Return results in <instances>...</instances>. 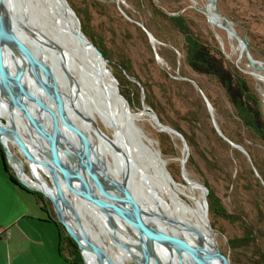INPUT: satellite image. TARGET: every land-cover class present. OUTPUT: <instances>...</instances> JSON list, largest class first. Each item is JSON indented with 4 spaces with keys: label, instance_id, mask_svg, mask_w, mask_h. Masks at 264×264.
I'll list each match as a JSON object with an SVG mask.
<instances>
[{
    "label": "rangeland",
    "instance_id": "obj_1",
    "mask_svg": "<svg viewBox=\"0 0 264 264\" xmlns=\"http://www.w3.org/2000/svg\"><path fill=\"white\" fill-rule=\"evenodd\" d=\"M208 1L184 0V4L188 5L185 12L181 11L185 22L203 42L217 46L225 58L240 71L245 74L247 71L253 73L255 69L249 66L245 54L239 53L236 39L229 38L221 26L212 25L208 21L205 13ZM67 2L76 13L80 27L83 24L85 33L105 47L111 60L108 66L111 72L113 70L119 73L124 84H132L125 89L130 97V103L127 102L133 107L132 113H142L140 118H136V123L151 141V149L156 153L160 148L164 149L160 157L165 160L167 170H171L170 176L161 170L171 179V187L176 194L193 207H203L200 189L187 184L180 173L181 160L185 156L181 139L174 134L161 132L157 125L153 124L154 119L136 107V97L140 95L141 101L142 92L139 88L141 84L132 81L136 80L135 77L141 79L150 91L151 106L144 103L145 106L155 113L157 110L163 118V124L176 126L190 139L192 145L188 146L189 154L184 164L187 177L207 185L213 191L223 212L229 214V218L220 215L209 218L215 233L212 238L216 239L221 252L232 259L233 264H264V144L251 130L242 125L223 87L211 76L196 74L185 63L184 55L180 53L181 35L177 36V32H171L168 26L157 24L156 20L153 21L146 15H134V0ZM213 4V11L230 20L236 32L248 43L251 56L264 64V0H215ZM138 23L154 37V42L149 41ZM119 62H125L129 66L131 75L126 78L127 81L126 76H122L123 71L117 66ZM256 71L264 74L263 71ZM247 76L253 82L260 98L264 115V82L257 79L254 73ZM170 79H184L190 82V87L183 86L180 92L188 98L187 100L178 95ZM199 90L204 95L207 93L214 102V105L211 104L213 119L219 130L229 141L241 143L248 156L216 133L204 101L202 104H194L195 94L200 95ZM142 91L144 95V89ZM205 111L208 113L207 117ZM11 112L16 114L15 108H12ZM97 124L114 140L112 127L106 125L100 116L97 117ZM8 147L22 161L23 171L26 173L23 176L30 184L33 179L37 181V175L31 169L33 164L31 163L29 171L28 164L17 148L10 142ZM125 154L123 151L124 160L130 170L132 167ZM111 156L115 160L113 155L108 156L109 160ZM189 157L191 161H188ZM157 164L160 167L159 160ZM145 165L152 171L147 161ZM33 167L41 177L42 186L51 190L49 179L53 180V176L49 172L45 174L40 171L35 165ZM10 170L14 175L13 170ZM165 191L164 189L165 198L162 203L167 205ZM47 203L55 219L53 206L49 200ZM67 215L72 219L71 212ZM56 223L60 224L57 221ZM61 227L60 224L58 228L61 230ZM62 230V234H66L63 227ZM62 246L63 255L70 257L69 252H72V249L67 245V240L63 241ZM108 248L110 256L118 253L115 247L109 245ZM127 263L138 262L129 259Z\"/></svg>",
    "mask_w": 264,
    "mask_h": 264
},
{
    "label": "water",
    "instance_id": "obj_2",
    "mask_svg": "<svg viewBox=\"0 0 264 264\" xmlns=\"http://www.w3.org/2000/svg\"><path fill=\"white\" fill-rule=\"evenodd\" d=\"M214 1L209 0L206 6L205 13L208 21L212 25H220L226 33L236 39L240 54H245L251 68L264 72V64L251 56L247 42L236 32L230 20L218 12L211 14L210 8L215 9ZM58 2L62 11L61 16L54 13L57 16L58 32L65 41L78 47L81 51L85 64L84 69H86L84 74L89 84L93 86L91 89H93L96 98L112 117L119 112L125 117H130L131 109L127 100L119 91L117 79L110 71L107 59L96 45L84 35L79 19L67 0H58ZM138 25L146 33L149 41L154 42V37L140 23ZM25 34L30 38H27ZM44 47L59 54L60 72L67 82V90H65L63 82L52 66L45 62V56L41 55ZM10 50L18 52L24 58L29 66L30 75L35 85L46 95L53 108L47 107L33 92L29 91L23 85L20 76L6 70V53H10ZM65 55L62 45L42 39L36 31L18 19L13 0H0V146L3 152V167L8 165L13 170L19 185L24 186L29 191L41 194L51 202L56 221L61 224L66 234L76 243L84 264H86L83 255L84 249L94 254L96 264H104L105 261L113 264V262L99 243L96 240L94 241L90 230L86 229L80 221H77V225L69 222L70 220L62 208L64 189L74 197L86 200L96 215L104 218L109 228L115 229L113 231L115 234L118 223H123L128 227L131 226L136 230L141 237L139 238L140 244L137 247L140 248L142 253V258L137 264H162L159 253L154 248H159L164 253L176 251L178 254H182L181 251H184L189 258L188 264H209L208 261H205L208 256L216 260V264H231L229 257L219 249L216 239H213V243L210 244L208 235L199 228L191 225L183 227L195 236L194 241L185 238L183 235L166 232L161 223L171 225L173 222L170 218L148 211L140 205L138 197L129 185L130 172L127 161L122 162L120 167V179H116L111 175L106 160L102 159L104 158L103 153L92 143L82 127L72 119L70 113L73 111L84 124L92 125L97 130L100 138L115 152L119 151V147L92 118L80 111L78 96L82 92L81 86L78 80L70 74L68 68L65 67ZM11 78L15 87L9 82ZM132 81L139 85L137 81L133 79ZM142 90L141 88L142 112L155 120L161 132L177 134L182 141L185 156L181 160L180 173L183 177L184 164L189 154L186 139L177 129L163 124L157 114L145 106ZM199 93L209 111L216 133L248 156L247 151L241 145L229 141L222 134L213 119L211 103L200 90ZM26 96L30 97V102L32 101L35 105L48 110L52 119L51 126L46 124L44 120H40L28 108L29 104L26 102ZM5 101L8 108L14 107L17 110L20 123L25 130L23 133L19 131L20 124L15 123L14 117L10 123L3 118L2 113L6 111ZM9 142L23 155L29 166V171H31L30 165L32 163L40 171L45 174L49 172L54 177L53 180L49 179L52 192L28 184L22 178L24 173L22 161L7 146ZM64 154L71 156L69 158L70 163L64 161ZM157 154L156 160H159L160 168L170 176L165 160L160 157L159 150ZM14 164H17L18 169ZM58 179L62 181L60 183L64 185V189L61 188ZM183 179L185 180V178ZM53 181L56 182V186L53 185ZM193 182L205 192L202 200L205 223L215 235L208 216V189L198 181ZM116 242L120 244L117 239ZM180 260L178 262L181 264ZM168 261V264H172L171 260Z\"/></svg>",
    "mask_w": 264,
    "mask_h": 264
},
{
    "label": "bare ground",
    "instance_id": "obj_3",
    "mask_svg": "<svg viewBox=\"0 0 264 264\" xmlns=\"http://www.w3.org/2000/svg\"><path fill=\"white\" fill-rule=\"evenodd\" d=\"M13 2L15 4L18 19L22 23H25L32 30L36 31L42 39L48 42H57L63 46L64 52L66 54V61H64L65 67L68 68L70 74L74 76L76 80H78V83L81 86L82 92L78 96V106L80 107V111L86 116L92 118L96 123L97 117L100 116L106 125L112 127L115 134L114 141L119 147L118 152L113 151L107 145V143L100 138L97 130L92 125L84 124L73 113V111L70 113L72 119L75 120V122L80 127H82V129L91 139L92 143L103 153L104 158L102 159L106 160L111 175L116 179H120V167L122 162L125 161L123 156L124 151L126 153V158L132 167L129 170V185L131 190L138 197L140 205L148 211L156 212L170 218L173 222L171 225L167 223H161L164 230L169 233L183 235L185 238L194 241L195 236L183 228L186 225H191L199 228L201 231L207 234L209 237L208 242L210 244L213 243V232L205 223L203 207H193L180 198L171 187V179L164 172H162L161 168L157 164L158 159L156 160V158L158 152L156 153L151 149V141L146 138L136 123V118H140L142 113H131L130 117H125L119 112L114 114L112 117L109 113H107L103 104L96 98L93 89H91L93 86L89 84V81L84 74L86 69H84L85 64L83 62L81 51L78 47L73 46L71 43L65 41L58 32L57 16L54 15V13L60 16L62 15L58 0H13ZM210 11L213 15V7L210 8ZM227 36L229 38L233 37L228 33ZM27 38L30 37L27 36ZM27 41L29 42V40ZM6 55V70L15 73L17 76H20L22 78L23 85L29 91L33 92L35 96H37L42 102L46 104L47 107L53 108L46 95L35 85L30 75L29 66L27 65L24 58L18 52L13 50H10V53L7 52ZM41 55L45 56V62L52 66L60 80L63 82L65 90H67V82L60 72L59 54L57 52H52V50L48 49L47 47H44L43 54ZM246 73H254V76L257 79H260L264 82L263 73H260L256 70H254L253 73L252 71H247ZM9 82L13 87H15L12 78L9 80ZM26 102L29 104L28 108L32 110V112L36 114L40 120H44V122H46V124L49 126L52 125V119L46 108L35 105L32 101L31 103L29 96H26ZM5 108L6 111L2 113L3 118L7 119V121L10 123L14 117L15 123L17 125L20 124L19 131L23 133L25 130L20 123L17 110L15 109L16 114L13 115L11 109L14 107L8 108L6 101ZM153 124L157 125L155 120H153ZM174 135L178 136L177 134ZM33 152L35 151L33 150ZM109 155H113L115 160L112 156L109 160ZM38 156L40 157V155ZM63 156L65 162H71L69 159L71 156H67L65 154ZM145 161L149 163L152 171L146 167ZM14 165L18 169L17 164ZM31 169L37 175L38 179L37 181L33 179L31 181V185L50 190L49 188L42 186L41 177L39 176V173L36 172V169L33 167V165L31 166ZM23 175H26L25 172L22 174V178L28 184H30V182ZM182 178H185V180H183L187 184L191 186H197L201 192L200 197H203L204 199V190L196 185L193 182L194 180H190L187 177L185 169ZM58 182L61 188L64 189V185L60 183L62 181L58 179ZM54 186H56L55 181ZM164 189L166 190L165 192L168 198L167 205L162 203V199L165 198ZM50 191L52 192V190ZM64 193V197L62 198V208L66 215L71 212L72 219L67 215L70 220L69 222L73 225H77V221H80L86 229L90 230L94 241L96 240L100 247L109 255L113 264H128L127 261L129 259H135L137 262H140L142 253L137 245L140 244L139 238L141 237L136 232V230L131 228V226L128 227L125 224L124 226L122 223H118V225H116L117 232L115 234V232H113L115 229L113 230L109 228L105 223L104 218H102L100 215H96L95 211L86 200L74 197L68 193L66 189H64ZM116 239L120 241V244H117ZM109 245L116 248L118 253L115 256H110L108 248ZM154 250L159 253L161 261L163 262L162 264H168V260H171L172 264H180L178 262L180 259L182 262L181 264H188L189 262V258L184 251H181L182 254H178L176 251H168L164 253L160 251L159 248H154ZM83 255L86 260V264H96L94 254L91 251L84 249ZM205 259V261H208L209 264H216V260H213V258L210 256ZM104 264L110 263L105 261Z\"/></svg>",
    "mask_w": 264,
    "mask_h": 264
},
{
    "label": "trees",
    "instance_id": "obj_4",
    "mask_svg": "<svg viewBox=\"0 0 264 264\" xmlns=\"http://www.w3.org/2000/svg\"><path fill=\"white\" fill-rule=\"evenodd\" d=\"M133 5L135 6L134 15H137L138 17H142L146 15L153 21L156 20L155 23L157 24L162 23L164 24V26L166 27L168 26L171 29V32L172 31L177 32V36L181 35L182 39L179 40L180 43L182 44L180 47V53L184 55L185 63L196 74L211 76L223 87L228 97V100L235 107L236 113L239 116L242 125L245 126L247 129L251 130L264 144V115L261 110V101L256 90L253 87V82L249 80L247 76L248 73L247 74L243 73L237 68V66H235L232 62L226 59L217 46L203 42V40L199 37V35L195 33L187 25V23L185 22L184 15L181 12V11L185 12L187 9L186 7L188 6L184 4V0H134ZM128 15L129 17L132 18L130 12H128ZM81 28L85 36H87L88 39L96 45V47L101 51L103 56L107 59L109 66L111 60L108 57L105 47L95 42L87 33H85L83 24L81 25ZM137 29H139V31H141L142 33V30L139 27H137ZM117 66H119V68L123 71L124 74L122 76L123 77L126 76L125 80L126 78L128 79V76L131 75V72L128 68L129 67L128 64L125 62L123 63L119 62V65L117 64ZM112 74L116 77V79L119 82L118 87L120 93L130 103V97L128 96L127 91L125 89L132 84H130L129 82L127 84H124L123 81H121L120 74L113 70H112ZM135 79H136L135 81H137L138 83L140 82L139 84H141L139 88L143 87L144 89V103L150 104L151 106V97H150L149 89L147 88L145 83L141 81V79H139L138 77H135ZM170 81L174 85V88L178 93V95L183 99L187 100L188 98H186L180 92L183 86L190 87L191 85L190 82L184 79L182 80L170 79ZM203 92L205 93V91ZM205 96L207 97L209 102L212 105H214V102L211 100V98L207 93H205ZM202 101L203 100L201 96L199 94L198 96L195 94V99L193 100L194 104H202ZM136 103H137L136 107L140 109L141 108L140 95L136 97ZM129 107L131 110H133L131 104ZM156 114L158 115L160 121L163 122V118L161 117V114L157 112V110H156ZM205 116L207 117L208 113H206ZM172 127L180 131L176 126H172ZM181 133L185 137L188 146H191L192 143L190 139L187 138V136L183 132ZM239 145L243 147L241 143ZM160 152H162L161 154H163L164 149L160 148ZM0 155L2 156L3 159V152L1 146H0ZM189 160L190 157L188 161ZM4 169L6 171L9 180L13 183L18 184L17 180L15 179V176L13 175V173H11V170L8 167V165H5ZM205 186L208 189L207 202H208L209 218H211V216L213 215H220L223 216L224 218H229V214L223 212L221 205L214 197L213 191L207 185ZM20 187L25 189V187L21 185ZM35 193L40 195L37 192ZM50 214L52 217H54L51 211ZM54 223L56 225L58 224L56 223L55 219H54ZM59 225L60 224H58V226ZM59 232H60L59 233L60 243H63L64 240H67V245L72 249V252L71 251L69 252L71 262L73 264H84L80 256V252L74 241L67 234L64 235L62 234L63 233L62 227L61 230L59 228ZM230 263L233 264L232 259H230Z\"/></svg>",
    "mask_w": 264,
    "mask_h": 264
},
{
    "label": "crops",
    "instance_id": "obj_5",
    "mask_svg": "<svg viewBox=\"0 0 264 264\" xmlns=\"http://www.w3.org/2000/svg\"><path fill=\"white\" fill-rule=\"evenodd\" d=\"M0 226L8 231L0 237V264H73L62 253L59 228L50 210L40 195L9 180L1 155Z\"/></svg>",
    "mask_w": 264,
    "mask_h": 264
},
{
    "label": "built area",
    "instance_id": "obj_6",
    "mask_svg": "<svg viewBox=\"0 0 264 264\" xmlns=\"http://www.w3.org/2000/svg\"><path fill=\"white\" fill-rule=\"evenodd\" d=\"M4 235L7 236L8 235V231L6 227L0 226V237H2Z\"/></svg>",
    "mask_w": 264,
    "mask_h": 264
},
{
    "label": "flooded vegetation",
    "instance_id": "obj_7",
    "mask_svg": "<svg viewBox=\"0 0 264 264\" xmlns=\"http://www.w3.org/2000/svg\"><path fill=\"white\" fill-rule=\"evenodd\" d=\"M40 198H41V200H42V203L44 204V206L45 207H47V209H49V207H48V199H46L44 196H42L41 194H40ZM50 210V209H49Z\"/></svg>",
    "mask_w": 264,
    "mask_h": 264
}]
</instances>
